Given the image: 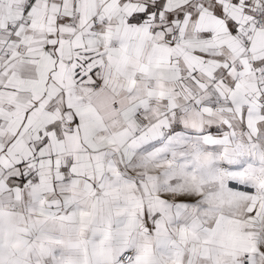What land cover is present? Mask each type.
<instances>
[{
  "label": "snow or ice",
  "instance_id": "obj_1",
  "mask_svg": "<svg viewBox=\"0 0 264 264\" xmlns=\"http://www.w3.org/2000/svg\"><path fill=\"white\" fill-rule=\"evenodd\" d=\"M0 264H264V0H0Z\"/></svg>",
  "mask_w": 264,
  "mask_h": 264
}]
</instances>
